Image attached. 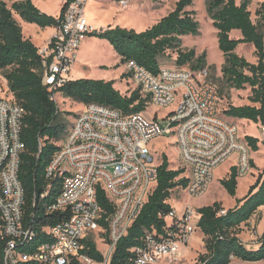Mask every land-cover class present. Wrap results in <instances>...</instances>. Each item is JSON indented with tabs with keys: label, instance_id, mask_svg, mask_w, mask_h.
Masks as SVG:
<instances>
[{
	"label": "built area",
	"instance_id": "built-area-1",
	"mask_svg": "<svg viewBox=\"0 0 264 264\" xmlns=\"http://www.w3.org/2000/svg\"><path fill=\"white\" fill-rule=\"evenodd\" d=\"M62 15L56 19L52 36L38 48L42 64V85L53 93L71 80L82 42L97 31L85 15L88 0H63ZM128 0L118 5L126 8ZM125 74L143 98L154 107L175 109L162 126L154 115L123 116L103 105L83 106L71 128L58 143L45 170L47 181L60 178V193L46 207V213H67L54 226L41 230L47 242L32 252H22L33 243L36 232L23 225L24 191L18 179L22 108L9 94L7 80L0 74V239L4 245L0 264H94L82 255L83 241L99 233L100 209L95 189L100 186L115 205L108 223V242L101 264H109L118 240L138 217L157 179L153 140L176 138L178 156L187 170L189 183L181 189L186 196H202L212 180L213 171L236 153L238 177L250 170L247 144L239 138L238 128L217 114L218 87L207 79V69L160 68L157 76L130 61ZM264 143V126L260 127ZM45 195H42L44 197ZM189 205L173 209L164 217L166 227L160 234L148 233L133 250V264H160L178 259V243L188 244L197 230L200 215Z\"/></svg>",
	"mask_w": 264,
	"mask_h": 264
},
{
	"label": "trees",
	"instance_id": "trees-1",
	"mask_svg": "<svg viewBox=\"0 0 264 264\" xmlns=\"http://www.w3.org/2000/svg\"><path fill=\"white\" fill-rule=\"evenodd\" d=\"M6 1L11 0H0V71H4L13 101L24 112L20 133L23 152L20 155L18 179L24 191L23 225L35 231L36 238L31 245L23 246L21 251L32 252L47 242L41 230L56 225L67 216V213L62 212L46 213V207L60 193L61 179H45L46 167L59 148L58 143L66 126L61 118L62 113L51 99V93L42 85V64L37 55L38 48L24 38L15 16L26 24L42 29L54 28L56 19L62 15L64 3L59 16L54 18L40 12L32 0H13L10 6ZM191 5L192 0H179L169 14L139 33L127 28L108 27L88 37L106 40L119 57L121 65L132 61L155 76L160 71L159 58L167 51L176 54L177 67L192 64L191 71L197 72L204 69L205 56L197 57L193 50H181L185 37L199 35V24L193 17V11L186 10ZM249 5L250 0H242L239 4L236 0H207L206 13L216 31L217 47L224 60L220 81L230 90H249L247 100L250 105H230L223 110L224 117L220 116L229 122L244 120L264 126V3L257 6L254 21L248 10ZM232 33L240 37L234 39ZM241 45L253 47L255 64L236 53ZM121 78L127 79L129 75L124 74ZM53 93L82 106H107L125 117L143 113L149 105V98H143L138 90L132 91L129 96L122 95L114 88L113 81L70 80ZM221 93L222 90L218 88V95ZM243 141L250 152L259 150L257 138L246 135ZM250 164L254 168L251 161ZM238 179L237 168L233 166L227 177L219 181L231 198L236 196ZM188 183L187 170H170L166 156L162 155L157 166L155 185L147 195L138 217L116 243L109 264H133V250L142 244L145 235L160 234L166 227L164 217L173 209L170 204L172 191L185 189ZM95 196L100 209L97 221L99 238L107 243L108 223L115 212V205L100 186L96 187ZM260 208H264V168L246 195L235 199L232 208L223 210L222 205L215 202L197 210L200 219L196 231L204 237L205 253L198 255L195 264L263 262L264 233L256 249L247 248L238 236L239 230L248 224ZM3 245L4 240L0 239V254ZM81 253L95 264L103 263L104 258L91 236L83 241ZM71 263L78 264L76 261Z\"/></svg>",
	"mask_w": 264,
	"mask_h": 264
},
{
	"label": "rangeland",
	"instance_id": "rangeland-1",
	"mask_svg": "<svg viewBox=\"0 0 264 264\" xmlns=\"http://www.w3.org/2000/svg\"><path fill=\"white\" fill-rule=\"evenodd\" d=\"M179 0H136L129 1L126 8H121L118 2L112 3L100 2L99 0H88L85 8V15L91 20L92 25L98 28L111 25L115 22L116 26L120 28L132 29L135 32H141L156 24L161 18L169 14L175 7L176 2ZM242 0H236L239 4ZM13 2L6 1L7 5ZM45 7L49 10H56L59 6L60 0H47ZM207 0H192V5L187 8L188 11H193L194 19L199 24L198 36H187L182 42V51L193 50L197 57L205 56V69H207V79L222 90V93L218 97L217 114L223 116L222 112L228 106H243L250 105L247 97L249 96V90L235 91L228 89L225 83L221 80V68L223 66V56L219 52L217 47L216 31L211 25V20L206 13ZM260 3H264V0H250L248 10L251 12V18L254 21V12ZM16 20H20L15 16ZM23 33L26 32L27 26H32L22 22ZM231 37L234 39L240 36L237 33H232ZM86 46L80 50V54L77 56L76 64L72 70L71 75L75 77L79 73L86 77L85 79L91 80H109L114 81L118 79L119 73L123 65L118 61L116 54L112 50V46L106 41L96 37H87ZM45 41V38L33 40V42L40 46ZM79 52V51H78ZM236 53L246 59L248 62L255 64L256 58L254 55V49L249 45H241L236 49ZM176 54L174 52L167 51L163 56L159 58L160 68H179L175 65ZM101 65V66H99ZM192 64H187L182 68H191ZM1 75H4V71H0ZM125 74V73H124ZM123 74V75H124ZM116 86L119 82H114ZM56 104L59 112L62 113L61 118L64 120L66 126L64 132L68 131L76 118L77 114L82 111L83 106L77 104L69 99H64L60 95H56ZM175 109V105H171L168 108H159L147 106L143 112L145 116L152 118L157 115V119L162 126L166 125L164 118L167 114L171 113ZM156 117V116H155ZM224 117V116H223ZM232 122V121H230ZM238 128L239 138L243 140L244 134L257 138L259 140L258 145L264 146V143L260 142V126L251 124H237L232 122ZM176 138L173 136H164L155 139L151 142L152 152L154 154L156 163L161 162V156H166L170 170H178L184 168V165L179 159L178 149L176 147ZM250 161L253 163L252 152H249ZM262 153L257 157L256 163L258 166L262 165ZM237 154H232L224 163L220 164L212 174V180L208 185L206 192L199 197H189L181 192V189L172 191L170 204L177 210L181 211L183 206L189 205L195 209H199L203 206L212 205L218 202L222 205L223 210H227L234 206V199L231 198L225 190L219 184L221 179H224L229 171L230 164L234 161L237 162ZM233 165V164H232ZM255 166V165H254ZM259 173V169L251 167L244 177H240L238 181L236 197L238 199L244 196L245 178H249L254 183L256 176ZM263 213L253 218L249 224L243 226L239 230V238L249 249H255L258 245L260 236L264 233V209ZM97 250L103 255L106 252L107 245L99 238V233H93L90 235ZM205 253L204 249V237L196 231L188 244L178 243V259L171 262L166 260L162 262H169V264H195L198 255ZM79 264H88L81 262ZM95 264V263H94ZM231 264H264L258 263H241L240 261H233Z\"/></svg>",
	"mask_w": 264,
	"mask_h": 264
},
{
	"label": "crops",
	"instance_id": "crops-1",
	"mask_svg": "<svg viewBox=\"0 0 264 264\" xmlns=\"http://www.w3.org/2000/svg\"><path fill=\"white\" fill-rule=\"evenodd\" d=\"M33 1V3H34V5L39 9V11L40 12H42V13H44V14H46V15H48V16H51V17H54V18H57L58 16H59V14H60V11H61V9H62V6H63V3H64V1L63 0H60V3H59V6L57 5V8H56V10H49V9H47L46 7H45V5L48 3L47 2V0H32ZM100 2H106V3H112L113 2V0H99ZM88 19V18H87ZM18 23H19V25L21 26L22 25V20L20 19V20H16ZM88 22L92 25V22H91V20L90 19H88ZM31 25V24H30ZM93 26V25H92ZM95 29H97V31H100V30H105V29H107L108 27H111V28H114V27H118V26H116V24H115V22L113 23V24H111V25H108V26H104V27H102V28H98V27H95V26H93ZM21 28H22V26H21ZM150 28V27H149ZM142 32V31H141ZM139 33V32H138ZM22 34H23V36H24V38L25 39H29L31 42H32V44L35 46V47H37V48H40V47H43V46H45V44H46V42H47V40L52 36V34H53V28H44V29H42V28H39V27H37V26H35V25H33V27L32 26H27L26 27V32L25 33H23V28H22ZM41 38H45V41L40 45V46H37L34 42H33V40H36V39H41ZM87 40L85 39L83 42H82V44H81V46H80V48H79V52H78V54H80V53H82V52H80V50L83 48L84 49V47L86 46V42ZM84 44H85V46H84ZM113 50V49H112ZM114 52V51H113ZM78 54H77V56H78ZM115 54V53H114ZM117 56V55H116ZM116 59H118V61L120 60L119 59V57L117 56V58ZM99 66H101V65H99ZM74 68V67H73ZM73 70V69H72ZM71 73H72V71H71ZM71 73H70V77H71V80H77V79H85L86 77H84V75L82 76L81 74H79V73H76L77 75L75 76V77H73L72 75H71ZM125 73V68H124V65L122 66V68H121V72L119 73V76H118V79L117 80H114L113 82H119V85L118 86H116V84L114 83V88L116 89V90H118L122 95H125V96H129L130 95V93L132 92V91H134L135 90V87H134V85L131 83V81L129 80V78H127V79H122L121 77H122V75ZM106 81H109V80H106ZM233 122H235V123H237V124H251V125H254V124H252V123H250V122H247V121H244V120H241V121H236V120H232ZM258 126H260V125H258ZM244 136H246L245 134H244ZM243 136V137H244ZM258 148H259V150L257 151V152H252V158H253V163H254V167L257 169H259V172L260 171H262V169L264 168V146H260V145H258ZM260 153H262V158H261V161H262V165L261 166H258L257 165V163H256V159L254 158V157H257L258 155H260ZM233 164V165H232ZM232 164H230V167H229V171H230V168L231 167H233V166H236V161H234ZM229 171H228V173L226 174V176H225V178L227 177V175L229 174ZM240 180V178L238 179V181ZM237 181V182H238ZM253 183L251 182V180L249 179V178H245V186H244V195L243 196H245L246 195V193H247V191H248V189H249V187L252 185ZM237 186H238V184H237ZM237 191V190H236ZM236 197V196H235ZM233 198L234 199V205H235V199H238V198ZM263 209L264 208H260L259 209V211L256 213V215L253 217V218H255L256 216H258V215H260V214H262L263 212ZM253 218L251 219V220H253ZM250 220V221H251ZM250 221L248 222V224L250 223ZM256 249V248H255ZM241 262V261H240ZM241 263H244V262H241ZM160 264H162V263H160ZM164 264H169V262H165Z\"/></svg>",
	"mask_w": 264,
	"mask_h": 264
}]
</instances>
